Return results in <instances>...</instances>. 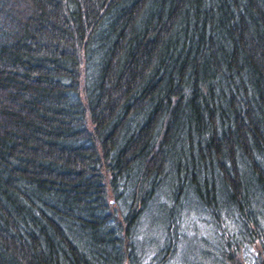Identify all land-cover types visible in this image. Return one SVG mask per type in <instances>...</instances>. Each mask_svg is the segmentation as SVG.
I'll return each instance as SVG.
<instances>
[{"label": "trees", "instance_id": "obj_1", "mask_svg": "<svg viewBox=\"0 0 264 264\" xmlns=\"http://www.w3.org/2000/svg\"><path fill=\"white\" fill-rule=\"evenodd\" d=\"M0 264H264V0H0Z\"/></svg>", "mask_w": 264, "mask_h": 264}]
</instances>
